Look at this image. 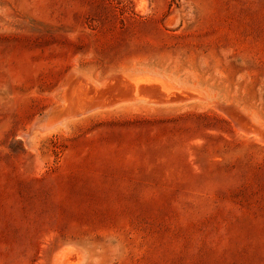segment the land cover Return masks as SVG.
Returning a JSON list of instances; mask_svg holds the SVG:
<instances>
[{
    "label": "rangeland",
    "instance_id": "rangeland-1",
    "mask_svg": "<svg viewBox=\"0 0 264 264\" xmlns=\"http://www.w3.org/2000/svg\"><path fill=\"white\" fill-rule=\"evenodd\" d=\"M0 264H264V0H0Z\"/></svg>",
    "mask_w": 264,
    "mask_h": 264
},
{
    "label": "bare ground",
    "instance_id": "bare-ground-1",
    "mask_svg": "<svg viewBox=\"0 0 264 264\" xmlns=\"http://www.w3.org/2000/svg\"><path fill=\"white\" fill-rule=\"evenodd\" d=\"M82 87V86H81ZM84 92V91H83ZM94 94V93H93ZM86 97V96H85ZM143 102V101H142ZM116 103V102H115ZM83 111V110H82ZM233 111V110H232ZM233 114V113H231ZM234 118L236 119V121L238 122V124L240 125V127H242V129H247V127L251 128L253 125L251 124L250 121L246 120L245 117L240 114V113H235ZM232 116V118H233ZM236 124V123H235ZM259 129V128H258ZM248 130V129H247ZM253 130V129H252ZM263 131V129H261ZM259 133V132H258ZM261 135V134H260Z\"/></svg>",
    "mask_w": 264,
    "mask_h": 264
}]
</instances>
